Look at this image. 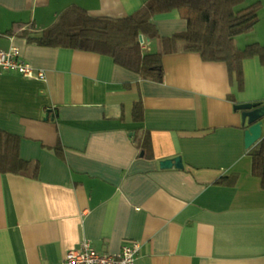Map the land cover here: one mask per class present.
<instances>
[{
	"label": "crops",
	"instance_id": "crops-1",
	"mask_svg": "<svg viewBox=\"0 0 264 264\" xmlns=\"http://www.w3.org/2000/svg\"><path fill=\"white\" fill-rule=\"evenodd\" d=\"M244 1L261 4L260 18L237 47L264 44V0ZM146 2L0 0V50L16 46L45 74L0 75V128L21 137L22 158L39 162L36 178L0 173V264H55L85 238L111 254L138 242L135 264H264V187L252 171L263 138L245 147L247 124L235 108L264 105L258 56L243 60L239 85L225 62L180 43L163 55L155 82L107 55L28 41L72 5L118 19ZM184 14L151 22L171 36L186 29ZM138 100L141 122L132 115ZM177 157L182 167H161Z\"/></svg>",
	"mask_w": 264,
	"mask_h": 264
},
{
	"label": "trees",
	"instance_id": "trees-1",
	"mask_svg": "<svg viewBox=\"0 0 264 264\" xmlns=\"http://www.w3.org/2000/svg\"><path fill=\"white\" fill-rule=\"evenodd\" d=\"M244 0H147L137 11L125 18L108 19L90 16L83 8H66L56 22L28 41L38 46L69 48L107 55L119 66L137 73L140 78L161 82L162 57L182 49L198 53L204 61H221L243 81V60L258 56L264 64V44L253 42L244 48L235 46V36L251 32L260 18L259 2L237 11ZM173 10L183 11L186 29L171 36H161L151 22L153 16ZM14 26L9 29L13 32ZM159 41V50L145 51L140 42ZM261 105V104H258ZM142 103L133 105L132 115L142 121ZM142 142V138L138 137ZM143 145H146L144 140ZM21 137L0 128V173H13L36 178L39 162L22 158ZM61 156L62 148H54ZM252 171L261 177L264 187V137L252 152Z\"/></svg>",
	"mask_w": 264,
	"mask_h": 264
},
{
	"label": "built area",
	"instance_id": "built-area-1",
	"mask_svg": "<svg viewBox=\"0 0 264 264\" xmlns=\"http://www.w3.org/2000/svg\"><path fill=\"white\" fill-rule=\"evenodd\" d=\"M16 73L25 78L44 79L43 71L35 73L34 67L20 58V50L12 46L9 50H0V75ZM140 244L128 241L117 254L99 252L90 239H83L77 249L70 250L66 257L55 264H135Z\"/></svg>",
	"mask_w": 264,
	"mask_h": 264
},
{
	"label": "water",
	"instance_id": "water-1",
	"mask_svg": "<svg viewBox=\"0 0 264 264\" xmlns=\"http://www.w3.org/2000/svg\"><path fill=\"white\" fill-rule=\"evenodd\" d=\"M142 41L143 38L140 36V42ZM235 108L242 111L243 123L247 124V128L244 131L245 147L251 148L263 138L264 105L245 103L238 104ZM160 164L162 168H170L172 166L182 167L180 157L161 161Z\"/></svg>",
	"mask_w": 264,
	"mask_h": 264
},
{
	"label": "rangeland",
	"instance_id": "rangeland-1",
	"mask_svg": "<svg viewBox=\"0 0 264 264\" xmlns=\"http://www.w3.org/2000/svg\"><path fill=\"white\" fill-rule=\"evenodd\" d=\"M251 4H252V2H250ZM249 3L246 1H244L241 5H239V7L237 8V11H239V12H241V11H243L244 10V8L248 5ZM246 33H243V34H240V35H238L239 37H237L234 41V43L236 44L235 46H243L241 43H240V41H242V39H245V37H246ZM248 37H250V36H248ZM245 46V45H244ZM242 48H244V47H242ZM263 125H264V120H263Z\"/></svg>",
	"mask_w": 264,
	"mask_h": 264
}]
</instances>
